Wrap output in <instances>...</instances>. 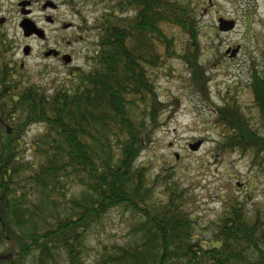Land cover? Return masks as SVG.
<instances>
[{
  "label": "trees",
  "instance_id": "16d2710c",
  "mask_svg": "<svg viewBox=\"0 0 264 264\" xmlns=\"http://www.w3.org/2000/svg\"><path fill=\"white\" fill-rule=\"evenodd\" d=\"M62 1L97 12L93 27L81 20L96 41L86 65L48 91L23 68L0 64V264H87L90 236L114 209L129 214V238L104 245L94 264H264V190L250 207L227 197L205 240L196 236L203 229L186 208L185 188L170 176L149 180L148 167L137 162L169 106L159 100L154 69L180 57L192 72L189 85L208 98L199 4ZM1 41L0 54L9 49ZM262 68L251 71L252 105L242 108L229 92L212 120L221 129L216 149L249 155L260 174ZM32 126L38 130L27 141ZM258 185L251 178V190Z\"/></svg>",
  "mask_w": 264,
  "mask_h": 264
},
{
  "label": "rangeland",
  "instance_id": "374dc122",
  "mask_svg": "<svg viewBox=\"0 0 264 264\" xmlns=\"http://www.w3.org/2000/svg\"><path fill=\"white\" fill-rule=\"evenodd\" d=\"M185 1L195 6L199 4L197 22L203 49L201 54L205 60V76H210L206 83L208 98H202L189 85L192 72L180 57L166 59L161 63L162 68L160 66L159 69H154L153 77L159 100L169 106L167 108L165 105L167 110L162 113V125L137 162L148 167L149 180L152 181L158 175L170 176L185 188L186 208L191 212L197 228L203 229L196 236L209 240L227 197L236 196L250 207L264 190V174H260L257 166L252 164L249 155H241L235 151H225L223 154L216 149L217 135L221 129L212 122L214 106L220 105L222 98L228 99L226 96L229 92L235 91L236 104L242 108L252 105V94L248 88L251 71L263 70L264 63L261 55L264 52V0ZM17 2L18 0H0V15L7 17L11 12L9 27H6V32L1 37L9 49L1 52L0 64L5 61L19 66L21 60L24 75L52 91L59 81H64V75H70L77 68L86 65L85 56L91 54L96 41L92 33L82 31L81 20L86 19L88 26L93 27L97 12L89 5L72 8L64 5L62 0H54L60 4L58 10L52 12L58 21L55 28L59 27L60 21L73 25L71 29L55 33L51 32L54 27L48 28L50 36L63 38L62 44L65 40L71 41L65 50L68 58L72 56V62L64 65L53 58H44L46 45L42 40H26L22 37L16 27L19 15ZM59 14H62L61 17ZM35 16L36 20L44 22L38 3ZM219 17L234 20L235 26L228 31L218 30ZM248 18L250 24L246 23ZM169 29L183 39L178 28ZM180 39L176 42L177 49L181 47ZM25 44L32 49L30 51L29 46L24 47L28 48V56L22 53V46ZM48 46H51V41ZM231 46L239 47L233 57L226 53V49ZM210 54H214L212 62ZM37 127L29 128L25 134L27 141L38 130ZM197 140L202 141L200 147L197 150L189 148ZM251 178H258V189L256 187L251 190ZM131 222L128 213L112 210L105 218L103 227L90 236L87 264H94V257L104 245L128 239Z\"/></svg>",
  "mask_w": 264,
  "mask_h": 264
},
{
  "label": "flooded vegetation",
  "instance_id": "af4514ba",
  "mask_svg": "<svg viewBox=\"0 0 264 264\" xmlns=\"http://www.w3.org/2000/svg\"><path fill=\"white\" fill-rule=\"evenodd\" d=\"M39 5V11L43 14V21L40 22L36 20V4ZM63 3V2H62ZM46 6L44 7V5ZM64 4V3H63ZM60 4H57L54 2V0H18L16 6L18 8V20H17V29L22 33V37L26 40H31L34 38H38L39 40H42V42L45 43L46 48L44 49L43 55L44 58H53L57 62L63 63L64 65H67L66 63L70 64L72 62V54L69 53L71 58H68L66 55L68 52L65 50L68 48L71 44V41L65 40L63 44L61 43L62 39L61 37L57 36H50L48 32V28L54 27L51 32H58L64 29H71L73 25L71 23H67L65 21H60V25L58 28H55V24L58 22L56 19V16L52 14L53 11L58 10ZM65 5V4H64ZM10 13H8L7 17H2L0 15V38L5 34L6 27H9V20L11 19ZM62 14H59L61 17ZM58 16V17H59ZM62 22V23H61ZM28 23V32L25 33V26ZM27 27V26H26ZM39 28L41 31L36 32V28ZM55 38H58V40H55ZM79 40V39H78ZM81 40V39H80ZM51 41V46L49 45V42ZM13 44L14 42L11 41ZM29 46L28 44H25L22 46V53L24 51V47ZM15 50L17 49L14 47ZM30 51L32 50L29 46ZM70 60V61H69ZM24 64L19 61V67H23ZM68 75H64V78H66Z\"/></svg>",
  "mask_w": 264,
  "mask_h": 264
},
{
  "label": "water",
  "instance_id": "95a60500",
  "mask_svg": "<svg viewBox=\"0 0 264 264\" xmlns=\"http://www.w3.org/2000/svg\"><path fill=\"white\" fill-rule=\"evenodd\" d=\"M217 22H218V29L220 31H228V30L232 29L235 26V21L234 20H232V19H228L227 20V18H224V17H219L217 19ZM26 26L24 27L25 28V30H24L25 33L28 32V30H27L28 29V23L26 24ZM36 32L38 33V32H40V30L37 28L36 29ZM238 48L239 47H235L233 49L228 48L226 50V53H230V56L232 57V56L235 55V53L238 50ZM24 54L25 55L28 54V48L27 47L24 49ZM201 143H202V141L201 140H198V141H196L194 143H191L189 145V148H191L192 150H197L198 147L201 145Z\"/></svg>",
  "mask_w": 264,
  "mask_h": 264
}]
</instances>
